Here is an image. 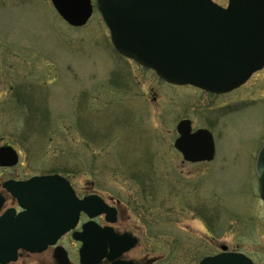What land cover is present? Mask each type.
Masks as SVG:
<instances>
[{"label": "rangeland", "instance_id": "obj_1", "mask_svg": "<svg viewBox=\"0 0 264 264\" xmlns=\"http://www.w3.org/2000/svg\"><path fill=\"white\" fill-rule=\"evenodd\" d=\"M99 14L72 28L52 0H0V143L21 157L0 182L58 174L79 196L130 204L156 230L159 264H198L220 245L264 264V69L225 96L166 84L114 50ZM185 119L214 135L213 162L175 149Z\"/></svg>", "mask_w": 264, "mask_h": 264}, {"label": "water", "instance_id": "obj_2", "mask_svg": "<svg viewBox=\"0 0 264 264\" xmlns=\"http://www.w3.org/2000/svg\"><path fill=\"white\" fill-rule=\"evenodd\" d=\"M72 27H83L94 11L92 0H52ZM118 52L159 78L177 86L192 85L224 94L245 85L264 68V0H230L227 9L212 0H96ZM175 148L186 162L215 159L214 137L208 130L193 132L192 122L178 123ZM3 160H6L3 162ZM11 148L0 149V163L15 166ZM259 193L264 202V145L256 161ZM23 211L8 210L0 218V264L16 261L20 250L42 252L73 229L92 199L80 200L60 175L5 183ZM0 196V210L3 206ZM226 251L227 248H224ZM82 264L88 261L82 252ZM240 253H223L201 264H254Z\"/></svg>", "mask_w": 264, "mask_h": 264}, {"label": "flooded vegetation", "instance_id": "obj_3", "mask_svg": "<svg viewBox=\"0 0 264 264\" xmlns=\"http://www.w3.org/2000/svg\"><path fill=\"white\" fill-rule=\"evenodd\" d=\"M233 92L235 91L233 90ZM2 148L14 149L17 152L19 161L13 167L12 165L11 167L3 166L0 163V169L12 170L16 168L20 163V153L11 144L0 143V149ZM5 161L3 160V162ZM27 180L9 179L0 182V196L4 201L0 210V218L8 210L15 209L17 213L22 211L12 195L9 194L10 192L5 188V183ZM76 194L81 200L97 195L101 197L103 202L92 199V204L88 209L89 213L82 212L76 226L67 231L56 241L55 245L36 253L21 250L17 254L16 261L10 264H82V252L84 250H86L88 261L96 260V264H159L164 260V258L157 255L156 230L152 226L150 228H147L144 224L142 226V218H140L142 215H136L138 213L134 208H131L130 204L123 203L119 199L109 198L107 200L94 192L79 196L76 191ZM10 202H12L11 207H7V203ZM225 247L227 246L220 245V251L205 255L198 264H201L206 258L221 255ZM226 252H230L228 247Z\"/></svg>", "mask_w": 264, "mask_h": 264}]
</instances>
